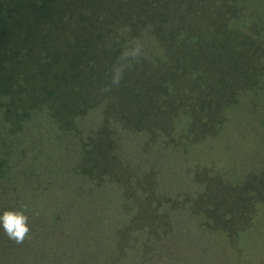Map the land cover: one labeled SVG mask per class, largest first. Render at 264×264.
<instances>
[{"label": "rangeland", "instance_id": "rangeland-1", "mask_svg": "<svg viewBox=\"0 0 264 264\" xmlns=\"http://www.w3.org/2000/svg\"><path fill=\"white\" fill-rule=\"evenodd\" d=\"M134 39V54L163 52L151 34ZM257 55L259 79L235 87L223 110L206 101L217 108L206 127L193 91L163 94L137 120L105 95L75 113L68 100L39 95L25 100L27 118L9 119L0 78V214L26 208L30 227L17 244L0 226V264H264V52Z\"/></svg>", "mask_w": 264, "mask_h": 264}, {"label": "trees", "instance_id": "trees-1", "mask_svg": "<svg viewBox=\"0 0 264 264\" xmlns=\"http://www.w3.org/2000/svg\"><path fill=\"white\" fill-rule=\"evenodd\" d=\"M260 3L264 0H0L3 114L27 118L25 100L39 95L48 103L66 99L63 105L75 113L74 107L97 106L105 95L127 121L137 120L154 111L163 94L193 91L206 127L217 115L206 101L228 105L235 87L245 88L261 75ZM186 5L184 16L179 11ZM236 16L245 21L241 28L232 24ZM142 33L160 43L162 54L146 58L131 51ZM125 35L131 40L126 45L118 41ZM152 96L155 103H149ZM105 148L99 144L93 157L103 159Z\"/></svg>", "mask_w": 264, "mask_h": 264}, {"label": "clouds", "instance_id": "clouds-1", "mask_svg": "<svg viewBox=\"0 0 264 264\" xmlns=\"http://www.w3.org/2000/svg\"><path fill=\"white\" fill-rule=\"evenodd\" d=\"M26 211V208L6 209L0 214V226L8 238L17 244H22L30 234Z\"/></svg>", "mask_w": 264, "mask_h": 264}]
</instances>
